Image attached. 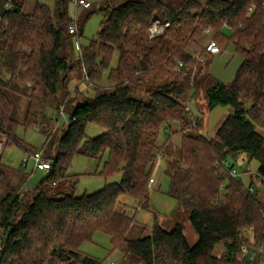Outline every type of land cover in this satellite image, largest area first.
Returning a JSON list of instances; mask_svg holds the SVG:
<instances>
[{"label":"trees","instance_id":"trees-1","mask_svg":"<svg viewBox=\"0 0 264 264\" xmlns=\"http://www.w3.org/2000/svg\"><path fill=\"white\" fill-rule=\"evenodd\" d=\"M65 2L55 0L53 11L36 4L32 12L24 13L18 0H0L2 149L13 146L27 155L40 150L51 164L28 193L9 182L7 171L13 170L0 164V264H99L80 250L97 232L109 237L111 251L123 261L264 264V206L252 181L248 187L253 191L248 192L240 179L227 173L232 168L228 159L245 156L258 162L254 178L264 182V135L256 131L264 122L262 0H103L97 9L103 15L98 32L79 49L95 94L84 97L75 89L83 101L69 105L61 136L56 139L51 131L43 147L34 149L16 131L19 126L38 128L46 107L52 104L58 112L63 105L70 68L67 58L59 55L63 40L79 39L95 12L87 11L92 5L83 9L86 13L78 25L68 16ZM74 21L77 32L70 34ZM156 21L162 31L150 37ZM202 34H209L218 47L232 44L242 59L230 83L213 80L205 92L208 109L231 110L210 139L197 132L189 111L202 90V62L213 54L206 47L198 55L187 52ZM114 57L115 66L110 67ZM105 70L107 86L102 87ZM145 82L152 85L146 91L148 101L129 98L130 86ZM4 89L26 98L21 122L12 119ZM171 123H178L170 136L179 135L180 144L178 158L166 159L167 194L177 208L188 211L197 235L192 246L181 225L167 231L156 218L148 235L126 238L138 211L148 206L149 180L166 146L157 139ZM89 126L98 129L97 136H86ZM76 156L101 164L98 173L104 179L118 174L120 180L75 196L77 176L67 171ZM122 199L130 203L119 211ZM217 244L224 248L219 256L213 253ZM243 245L248 252L263 253L249 261L241 256Z\"/></svg>","mask_w":264,"mask_h":264},{"label":"rangeland","instance_id":"rangeland-1","mask_svg":"<svg viewBox=\"0 0 264 264\" xmlns=\"http://www.w3.org/2000/svg\"><path fill=\"white\" fill-rule=\"evenodd\" d=\"M18 1L22 3L24 13L32 12L36 4H44L48 6L51 11L55 8V0ZM84 1L92 5L87 11L94 9L95 12L83 25L82 36L79 39L74 36L65 37L59 52L60 56L67 58L68 64L70 65L69 70L66 71V78L64 81V93L68 94V96L65 98L58 112H54L52 104L45 108V117L38 128L24 129L19 126L16 131L18 138L31 148H42L51 131L56 139L59 138L69 119L70 107H74L77 102L83 101V96L81 94H83L84 97H91L95 94L94 90L91 88V83L86 78L85 69H82L79 49L87 45L89 40L95 38L98 32L103 15L102 12L97 11V9L103 0ZM64 8L70 18L77 20L78 25L82 23L83 16L86 13L85 10L81 7H76L73 0H66ZM210 39L211 37L209 34L198 36L196 42L187 47V52L192 55H198L204 47H207ZM241 60V57L235 52L234 46L232 44H227L219 46L218 52L208 55L202 62V73L199 77V80H202V90L196 99L191 101L189 111L192 119L197 124V132L206 139H210L214 136L216 130L225 117L230 114L231 110L227 106L216 107L211 110L208 109L206 106L205 92L211 86L213 80L224 84L230 83L234 78ZM115 63L116 57L112 59L110 67H114ZM106 78L107 70L102 72L100 81L102 87L107 86ZM130 87L129 98L143 103L148 101L146 91L152 88L149 82L131 85ZM75 89L81 94H77L76 91H74ZM4 91L11 102L12 119L21 122L25 116L26 98L9 89H4ZM72 98L73 102H75L73 104H71ZM59 113L63 114L60 115ZM54 117L57 118V121L53 119ZM177 128L178 123H171L168 128H162L160 132L157 143L160 145L166 142L164 158L158 157L156 160V165L151 176L155 182L149 187L148 206L146 209L138 211L136 222L126 234L128 240H135L141 236L142 233L143 235H148L154 224V218H156L158 224L167 231L176 224L181 225L183 235L189 246L194 245L197 241V235L187 219V209H183L182 207L177 208L178 204L176 201L171 199L167 194L169 178L165 175L164 170L166 168V159L175 160L178 158L180 136L177 134L170 136V133L176 131ZM256 131L264 135V122L261 125H256ZM98 132L97 128L89 126L86 130V136L95 137ZM50 155H52V152ZM27 156L26 153L16 147L9 146L0 151V164L13 170L12 172L7 171V178L13 186L20 185L31 192L46 173L33 169L31 161H29L25 167L22 166L21 162L23 158ZM227 162L229 165H232L236 173V178L240 179L245 188H247L250 181H252L256 196L264 206V182L255 180L254 178L258 162L256 160H247L245 156H238L236 160L228 159ZM3 169L5 170V168ZM100 169L101 164L98 166L97 161L90 158L76 156L73 159L67 171V175L77 176V182L74 186L75 196L94 193L103 188L105 184L118 182L120 180L118 174L104 179L98 173ZM31 195L32 194L29 193L30 197ZM243 248L247 249L244 245ZM80 250L82 253L98 261L99 264H140L134 260H121V255L118 252L111 251L109 237L100 232L95 233L91 241L83 244ZM223 250V245L217 244L214 247L213 253L219 256Z\"/></svg>","mask_w":264,"mask_h":264},{"label":"built area","instance_id":"built-area-1","mask_svg":"<svg viewBox=\"0 0 264 264\" xmlns=\"http://www.w3.org/2000/svg\"><path fill=\"white\" fill-rule=\"evenodd\" d=\"M74 4L76 7H81L82 9H86L89 8L91 6V4L87 1L84 0H73ZM261 7H262V11L264 13V0H262L261 2ZM167 24H165L166 26ZM162 31V28L158 27V22H154L153 26L149 29V33H150V37H154L158 34H160ZM68 32L70 34H74L77 32V26L75 21L71 23V25L68 28ZM207 52L209 53H216L219 51V47L215 44V42H213L212 40L208 43L207 47H206ZM179 66H181V64H179ZM30 84L28 83L27 86H29ZM2 150V143L0 142V151ZM31 161L32 165H33V169L38 170V171H42L45 173H48L51 167L50 161H48L45 157H44V153L40 150L35 151L34 153L28 155L27 157L23 158L21 164L22 166H26L27 163ZM228 176L230 178H236V173L235 170L233 168H230L228 170ZM150 183L153 182L152 179L149 180ZM248 192H252L253 188L248 187L247 188ZM241 248V254L242 257H247L249 261H252L256 254H262L263 250L260 249L257 251V253L254 252H248L247 249L240 247ZM109 264H113V263H109Z\"/></svg>","mask_w":264,"mask_h":264},{"label":"crops","instance_id":"crops-1","mask_svg":"<svg viewBox=\"0 0 264 264\" xmlns=\"http://www.w3.org/2000/svg\"><path fill=\"white\" fill-rule=\"evenodd\" d=\"M200 1H202V0H200ZM60 115L61 114H63V113H59ZM55 118V120L57 121V118L56 117H54ZM68 122V121H67ZM152 180H153V178H151ZM154 180H153V182L152 183H149V185H148V187H151V184H154ZM24 188V187H23ZM23 191H26V192H28V190L27 189H23ZM130 203V201L129 200H127V199H122L121 200V203H120V205L118 206V210L119 211H121L122 210V207L124 206V205H127V204H129ZM150 233V232H149ZM148 233V234H149Z\"/></svg>","mask_w":264,"mask_h":264}]
</instances>
